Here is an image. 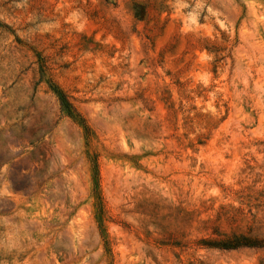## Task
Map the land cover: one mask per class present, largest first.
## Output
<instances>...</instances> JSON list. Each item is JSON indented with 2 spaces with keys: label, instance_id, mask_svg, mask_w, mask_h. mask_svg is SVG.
<instances>
[{
  "label": "rangeland",
  "instance_id": "374dc122",
  "mask_svg": "<svg viewBox=\"0 0 264 264\" xmlns=\"http://www.w3.org/2000/svg\"><path fill=\"white\" fill-rule=\"evenodd\" d=\"M234 235L264 240V0H0V264H264Z\"/></svg>",
  "mask_w": 264,
  "mask_h": 264
},
{
  "label": "trees",
  "instance_id": "16d2710c",
  "mask_svg": "<svg viewBox=\"0 0 264 264\" xmlns=\"http://www.w3.org/2000/svg\"><path fill=\"white\" fill-rule=\"evenodd\" d=\"M53 90L57 95L60 105L65 108L67 112H71L72 110H74L62 91H60L58 88H55ZM86 129L87 127L85 126V130ZM262 241L264 240H257L255 238H249L242 235H234L231 238H226L221 241H214L210 244L224 249H233L241 246H260Z\"/></svg>",
  "mask_w": 264,
  "mask_h": 264
}]
</instances>
